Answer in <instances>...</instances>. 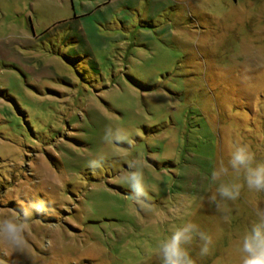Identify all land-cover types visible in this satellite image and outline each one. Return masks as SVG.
<instances>
[{
  "label": "rangeland",
  "instance_id": "rangeland-1",
  "mask_svg": "<svg viewBox=\"0 0 264 264\" xmlns=\"http://www.w3.org/2000/svg\"><path fill=\"white\" fill-rule=\"evenodd\" d=\"M237 143L264 160V0H0V214L55 209L6 264H159L188 220L214 240L197 264H239L264 194L242 190L229 221L208 202ZM143 162L142 206L119 177Z\"/></svg>",
  "mask_w": 264,
  "mask_h": 264
},
{
  "label": "clouds",
  "instance_id": "clouds-1",
  "mask_svg": "<svg viewBox=\"0 0 264 264\" xmlns=\"http://www.w3.org/2000/svg\"><path fill=\"white\" fill-rule=\"evenodd\" d=\"M117 146L125 143L132 145L133 138L117 134L111 141ZM88 167L95 173L102 170V160H90ZM127 169L119 179L130 189L129 199L135 204L145 205L149 199V186L145 176V163L138 165L137 170ZM235 177V178H233ZM242 179V182H240ZM211 180L217 182L215 191L208 197L223 213L225 221L231 218L234 204L241 198L245 188L252 193L264 194V160H257L255 152L248 144L237 143L228 152L227 163L221 160L218 167L211 172ZM252 219L243 234L235 241L239 253V264H264V207L260 203L252 205ZM55 209L43 197L21 202L19 210L11 214H0V246L12 252L28 254L30 244L27 234L34 218L52 214ZM199 241V255L207 256L214 243L213 236L191 220L175 226L168 235L156 244V256L159 264H197L192 256L191 246ZM7 254V252H6ZM0 264H6L0 260Z\"/></svg>",
  "mask_w": 264,
  "mask_h": 264
}]
</instances>
